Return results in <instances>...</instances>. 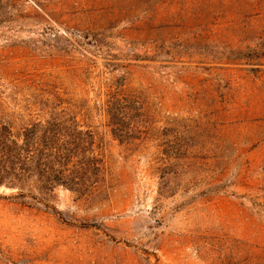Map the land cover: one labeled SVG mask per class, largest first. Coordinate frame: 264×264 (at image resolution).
Masks as SVG:
<instances>
[{
    "label": "rangeland",
    "instance_id": "374dc122",
    "mask_svg": "<svg viewBox=\"0 0 264 264\" xmlns=\"http://www.w3.org/2000/svg\"><path fill=\"white\" fill-rule=\"evenodd\" d=\"M61 105L97 181L0 186V264H264V0H0V118Z\"/></svg>",
    "mask_w": 264,
    "mask_h": 264
},
{
    "label": "trees",
    "instance_id": "16d2710c",
    "mask_svg": "<svg viewBox=\"0 0 264 264\" xmlns=\"http://www.w3.org/2000/svg\"><path fill=\"white\" fill-rule=\"evenodd\" d=\"M113 99L106 104L112 118L116 109H122ZM57 101L58 105L65 102ZM54 108L46 112L45 120L18 129L0 118V186L16 189L10 197L26 207L38 203L51 207L47 201L58 186L79 197L89 194L100 172L99 159L91 149V132L79 129L66 105L52 115Z\"/></svg>",
    "mask_w": 264,
    "mask_h": 264
}]
</instances>
